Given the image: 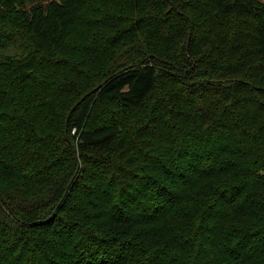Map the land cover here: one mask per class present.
<instances>
[{"label":"trees","instance_id":"1","mask_svg":"<svg viewBox=\"0 0 264 264\" xmlns=\"http://www.w3.org/2000/svg\"><path fill=\"white\" fill-rule=\"evenodd\" d=\"M0 264H264V0H0Z\"/></svg>","mask_w":264,"mask_h":264}]
</instances>
